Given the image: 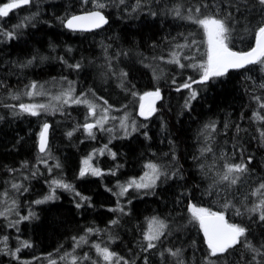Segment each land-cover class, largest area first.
Returning a JSON list of instances; mask_svg holds the SVG:
<instances>
[{"label":"trees","instance_id":"trees-1","mask_svg":"<svg viewBox=\"0 0 264 264\" xmlns=\"http://www.w3.org/2000/svg\"><path fill=\"white\" fill-rule=\"evenodd\" d=\"M9 1L0 0V6ZM96 2L33 0L0 18V31L15 33L13 38L0 35V212L5 213L0 216V264H71L73 256L76 264H107L95 244L107 247L128 264H208L207 244L198 222L192 219L190 204L223 212L229 223L247 229L241 244L211 260L216 264H256L252 261L255 253L243 240L264 252V221L259 213L247 211L259 202L251 191L264 181V138L260 135L264 121L253 118L254 112L264 115L253 99L259 96L264 102V65L229 69L225 76L193 84L197 96L190 100L189 89H177L189 77L199 80L200 70L180 69L166 61L172 51L180 52L186 65L206 60L203 29L176 17L178 6L184 16L189 8L202 4L208 5L203 14L218 11L223 17L233 12L235 22L228 21L233 29L229 47L235 51L253 45L261 20L259 6L248 12L245 0H139V5L137 0H124L123 4L99 0L106 5L98 9L108 18L104 27L91 32L65 29L66 18L97 9ZM22 22L24 27L14 28ZM191 40L197 43L176 48ZM76 64L78 69L71 67ZM59 79L67 85L56 94L49 88L48 93L58 95L72 82L74 96L83 94L82 98L101 101L103 108L110 106L109 116L127 112L134 120V131L107 137L105 131L94 128V137L88 136L81 126L92 117L83 104H57L59 110L40 116L17 115L18 107L6 106L49 103V96L29 98L23 93L32 82L46 90L51 80ZM157 89L161 96L155 111L141 118L140 97ZM9 93L20 95V99L13 100ZM44 123L50 125L48 147L46 153H39L37 136ZM212 123L216 131L208 143L216 156L224 154L229 162L248 166V172L227 193L217 194L211 187L212 173L205 176L199 167L212 164V153L200 155L206 143L204 126ZM90 156V163L101 175L89 172L81 177L84 159ZM149 163L165 173L154 187H131L123 196L116 195L120 186L137 180ZM222 163L218 161L217 168ZM53 181L69 184L71 190L56 187ZM13 184L20 185L19 190ZM53 189L55 199L36 203L44 201ZM226 199L232 206L223 207ZM153 217L163 220L167 229L155 248L144 251V224ZM89 228L94 231L88 233ZM81 236L87 243L76 247L73 237ZM24 242L30 247H23ZM167 249H179L180 255L173 257ZM66 253L71 256L62 260ZM85 254L89 259H82ZM256 260L264 264L260 256Z\"/></svg>","mask_w":264,"mask_h":264},{"label":"snow or ice","instance_id":"snow-or-ice-1","mask_svg":"<svg viewBox=\"0 0 264 264\" xmlns=\"http://www.w3.org/2000/svg\"><path fill=\"white\" fill-rule=\"evenodd\" d=\"M32 2L33 0H10V2H6L2 6H0V18L8 17L10 12H12L14 9L28 6ZM120 3L123 4L124 0H120ZM137 4L139 5V0H137ZM254 5L259 6V14L261 16V20L258 22L255 28V47L251 48V50L249 51H233L229 47L233 29L228 21L233 20L235 22L233 12L229 11L223 17L218 14V11L215 14H203L202 9H207V4L197 5L194 8H189V14L187 16L182 15L179 6L174 9V15L176 17L188 20L203 29L207 44L206 60L199 64L186 65L182 63L180 52L172 51L170 53V59L166 61L167 63L177 65L180 69L191 67L193 69H198L201 72L199 80H193L191 77H189L187 82L180 85V87L177 89L178 91L180 90V88L189 89V99L194 100L197 96V91L193 89V84H204L211 78L225 76L229 69H243L250 65H264V0H253L252 4H249L248 0H245V6L248 12L252 11ZM95 7L97 9H102L106 7V5L97 0ZM135 10L136 9H133V11ZM236 11L239 12L240 7L237 6ZM105 23H107L106 18L101 14L100 11L97 10L88 12L86 15L73 16L67 21L66 27L73 30H89L91 28H99L102 24ZM24 26L25 25L22 22L21 24L15 25L14 28H21ZM0 35H3L7 38H13L15 33L14 31H0ZM196 43L197 42L195 40H191L190 43L177 44L176 48L182 50L184 48H190ZM159 59L164 60V57H160ZM183 59L187 60L191 59V57L183 56ZM31 63L32 61L29 60L28 64ZM71 67H75L78 69L80 65L76 64ZM123 75H126V73H124ZM2 86L3 85L0 84V87ZM261 87L264 88V85H261ZM27 89L28 90L25 91L23 95L29 98L36 96H49V103H20L18 106L6 105L7 107L13 109H16L18 107L19 111L14 112V114L40 116L41 113H47L50 110H59V108H57V104H59L61 107L69 104H83L88 108L89 117L96 118L94 123H85L81 126L83 127L84 131L87 132L88 136L94 137V128H100L101 130L106 131L111 130L104 128V125L108 122L109 119L108 112L110 106L101 108L98 113V106L87 98H82L83 94H81V96L73 95L75 89L72 86V82H68V87L61 91L58 95H51L46 90H44L43 85H38L36 82H32L30 85H28ZM9 95L13 100L20 99V95L18 94L9 93ZM149 97L159 99V89H157L155 92L146 93L141 97V100L143 101ZM253 99H255L259 103V107L261 109H264V102H261V97L255 96L253 97ZM104 103L107 104V101H105ZM154 111L155 108L151 104H149L146 108L145 105L141 103L139 114L147 118ZM253 118L256 120L264 121V115H261L259 112H254ZM112 119H115V117H112ZM125 119L126 117L124 119H121L120 121L122 127H126ZM49 127L50 125L48 123H44L42 125V130L39 133L38 148L40 153L47 152ZM225 127H227V125H225ZM215 131V123L206 124L204 126V132L202 133V135H204L206 143L205 146L200 149V155L205 156V154L212 153L213 160L212 164L201 163L199 167L204 171L205 176H209V173H212V175L209 177L212 181L211 187L216 189L217 194H219L220 191L227 193L237 185L238 181L241 180L243 174L248 172V166L245 163H231L224 154H220L219 157L216 156L210 143H208L212 139V133H214ZM237 131H239V126H237ZM68 135L71 136L72 132H69ZM260 135L262 138H264V131H262ZM100 152L101 154H103V150H100ZM218 161H223L219 168H217ZM42 162L46 163V161ZM84 165L85 167L80 171L81 177L85 176L89 172L95 176L101 175L99 169L90 167L88 159L84 161ZM57 167H59V165H57ZM146 167L149 169V171L140 178V181L132 180L129 181L126 186H120V192L116 193V195L123 196L131 187H135L137 189L154 187L156 181L162 175H165V173L160 171L158 165L156 164L149 163L146 165ZM214 169L215 171H213ZM9 171L14 170L10 169ZM52 183L55 184L56 187L71 190V185L65 184L61 181H53ZM12 187L19 190L20 185L13 184ZM250 194L252 196L258 197L259 202L254 204L252 208L247 209V211H249L250 213H259V219L261 221H264V181H261L258 186L251 191ZM3 195L7 196V193L5 192ZM77 195H79V193H77ZM55 198V189H53L51 194L47 195L44 198V201L53 200ZM44 201H36V203H43ZM13 204H15V201H13ZM230 206H232L231 201L226 199L223 207L228 208ZM77 207H80V204H77ZM119 210L123 211V209ZM189 211L191 212L192 219L198 222L199 227L203 231L205 242L208 248V255L205 258L208 264H216L215 261L210 259L211 257L224 256V254L229 253L230 249H234L238 244H241L242 238L246 237L247 229L241 225L229 223L225 219L223 212H214L208 208L197 207L196 205L192 204L189 205ZM236 214H241L239 212V209H237ZM3 215H5V213L0 212V216ZM22 219H28V217H22ZM112 223L116 224L117 221L114 220L112 221ZM166 229L167 224L163 220L153 217L149 221L148 230L143 235V239L144 241H146L144 251L155 248L157 246L156 242L160 241L161 237L165 235ZM93 231L94 229L92 228L87 229L88 233H92ZM6 240L7 237L4 238L5 242ZM73 240L76 242V247H79L82 243H87V240L84 236H81L78 239L76 237H73ZM243 243L245 247H247L251 252L255 253V255L252 256V261H255L256 264H261L260 261L256 260V257L260 256L262 259H264V252H262L259 248L253 247L251 243L247 242L246 240H243ZM22 246L30 247L27 242H24ZM93 247L96 249L97 254L102 256L103 260L107 262V264H121V261H123V264H128V261L124 260L123 257H119L116 253L109 251L107 247L101 248L98 244L93 245ZM261 247H264V245H262ZM16 251L18 252L19 249H17ZM166 251L173 257H178L180 255L179 249H176L175 251H173L172 249H167ZM13 255H15V253H13ZM161 255L163 256L164 253L162 252ZM68 256H71V254L66 253L65 256L61 257V259H66ZM82 259L86 260L89 259V257L87 256V254H85ZM76 261L77 257L73 256L71 259V264H76ZM50 264H55V261H51ZM179 264H182V261L179 262Z\"/></svg>","mask_w":264,"mask_h":264},{"label":"rangeland","instance_id":"rangeland-1","mask_svg":"<svg viewBox=\"0 0 264 264\" xmlns=\"http://www.w3.org/2000/svg\"><path fill=\"white\" fill-rule=\"evenodd\" d=\"M66 85L67 84H66V82L64 80H61V79H59V80H51L50 81V86L46 89V91L49 90V88L51 90L54 89L52 91V93L56 94L59 91V88L63 89V87H65ZM55 89H58V90L55 91ZM92 102L95 103L98 106L97 111L99 113L100 109L103 108L102 104H101L102 102L98 101V100H93ZM53 103H55V102H53ZM127 115H128L127 112H121L118 116H115V115L109 116L108 115L109 119H108V122L104 125V128L105 129H111V130L110 131H106V130H101L100 129V131H105L108 134L107 137L114 136V135H116V136L119 135V137H121V136H125V135H128V134L132 133L134 131V129H135V123H134V120L130 119ZM112 117H115V119H112ZM125 117H126V119H125L126 127H122L120 121H121V119H124ZM95 119H96L95 117H92V119H90L89 121L90 122H94ZM89 121H86V122H89ZM97 129H99V128H97ZM41 130H42V125H41V127H40V129L38 131V136H37L38 138H39V133H40ZM38 138H37V140H38ZM89 158H92V156H90ZM89 158L86 157L84 159V161L86 159H88L90 167L93 168L92 164L90 163V159ZM84 167H85V165H84V162H83V168ZM148 171H149V169L146 166H143L142 170L140 172V175L137 177L136 181H140V178L143 177L144 174L146 172H148ZM148 224H149V221L144 224V230H143L144 233L148 230ZM145 244H146V241H145Z\"/></svg>","mask_w":264,"mask_h":264},{"label":"water","instance_id":"water-1","mask_svg":"<svg viewBox=\"0 0 264 264\" xmlns=\"http://www.w3.org/2000/svg\"><path fill=\"white\" fill-rule=\"evenodd\" d=\"M98 9H91V10H88V11H84V12H79V13H76V14H73V15H71V16H69L68 18H66L65 19V21H64V27H65V29H67V30H70V31H75V32H91V31H95V30H97V29H100V28H102V27H104L107 23H108V18L105 16V14L103 13V12H101L100 10H98V11H100L101 12V14L102 15H104V17L106 18V20H107V23H105V24H102L99 28H91V29H89V30H81V29H75V30H73V29H70V28H68V27H66V23H67V21L69 20V19H71L73 16H82V15H86L88 12H91V11H97ZM255 43H256V40H254V43H253V45L251 46V48H253V47H255ZM251 48L250 49H248V50H246V51H249V50H251ZM233 51H235V50H233ZM145 94H143L142 96H144ZM141 96V97H142ZM161 96V95H160ZM160 99V98H159ZM159 99H154V98H151V97H149V98H147V99H145V100H141V98H140V102H139V107H138V115L141 117V118H146V117H144V116H141L139 113H140V105H141V103H143L144 105H145V107L147 108V106L149 105V104H151L153 107H155V105L157 104V102L159 101ZM87 123H93V122H87ZM49 124V123H48ZM49 130H50V127H49ZM48 140H49V131H48ZM38 144H39V138H38V140H37V151L39 152V148H38ZM40 153V152H39ZM202 234H203V231H202ZM204 236V235H203Z\"/></svg>","mask_w":264,"mask_h":264},{"label":"bare ground","instance_id":"bare-ground-1","mask_svg":"<svg viewBox=\"0 0 264 264\" xmlns=\"http://www.w3.org/2000/svg\"><path fill=\"white\" fill-rule=\"evenodd\" d=\"M102 101H103V100H102ZM106 106H108V105H106ZM122 108H123V107H122ZM47 193H48V192H47ZM41 194H42V193H41ZM44 194H45V193H44ZM44 194H43V195H44ZM50 194H51V193H50ZM47 195H48V194H47ZM44 202H45V201H44ZM74 247H75V246H74Z\"/></svg>","mask_w":264,"mask_h":264},{"label":"flooded vegetation","instance_id":"flooded-vegetation-1","mask_svg":"<svg viewBox=\"0 0 264 264\" xmlns=\"http://www.w3.org/2000/svg\"><path fill=\"white\" fill-rule=\"evenodd\" d=\"M148 117H149V116H148ZM148 117H147V118H148Z\"/></svg>","mask_w":264,"mask_h":264}]
</instances>
